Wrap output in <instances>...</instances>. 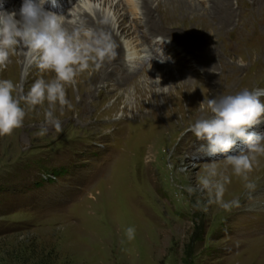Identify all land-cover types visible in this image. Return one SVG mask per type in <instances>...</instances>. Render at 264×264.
Here are the masks:
<instances>
[{
    "label": "rangeland",
    "instance_id": "obj_1",
    "mask_svg": "<svg viewBox=\"0 0 264 264\" xmlns=\"http://www.w3.org/2000/svg\"><path fill=\"white\" fill-rule=\"evenodd\" d=\"M104 13L114 19L112 8ZM158 25L166 37L153 40V34L144 41L145 28L137 25L131 36L139 34L146 44L165 39L175 53L159 46L158 58L151 55L145 64L146 50L142 59L120 53L110 62L113 72L124 74L123 63L133 69L119 85L78 82L102 67L80 74L66 90L72 107L57 105L54 113L62 131L48 125L47 134L38 136L48 105L29 111L21 102L23 126L0 137V264H264V201L250 203L262 195L264 182L246 189L224 155L207 157L201 149L206 142L187 131L211 115L208 99L264 90V31L259 28L261 36L251 39L228 32L233 24L225 32L218 24L200 28L180 18ZM120 39L121 45L127 41ZM160 49L169 57L164 63L175 69H164L150 84L134 83L163 59ZM168 96L179 97V104ZM257 134L264 136V128ZM241 151L247 146L238 142L228 155ZM258 160L251 182L264 172V156ZM212 164L230 177L224 196L240 200L232 212L221 213L199 188ZM189 187L196 191L189 193ZM129 226L136 229L132 241L125 237Z\"/></svg>",
    "mask_w": 264,
    "mask_h": 264
},
{
    "label": "clouds",
    "instance_id": "obj_2",
    "mask_svg": "<svg viewBox=\"0 0 264 264\" xmlns=\"http://www.w3.org/2000/svg\"><path fill=\"white\" fill-rule=\"evenodd\" d=\"M57 7V0H21L17 11H6L0 8V70L7 68L11 57L18 51L25 55L27 68L35 66L41 72L55 73L54 79L43 78L35 80L26 95H16L17 85L10 79H0V137L11 136L20 129L26 117V109L36 110L37 106L48 107L44 111V127L37 135L43 137L48 132V125L56 132L62 131L61 122L56 117L57 105L63 109L71 108V102L66 95V86L75 85L77 77L90 70L93 66L99 68L105 62L117 58L118 44L110 32L84 26L69 31L64 26L65 16L50 9ZM110 14L102 21L110 22ZM165 39H160L162 44ZM158 59L164 63L166 57L159 50ZM155 57H152L153 59ZM150 59V60H151ZM157 59V58H155ZM264 90L243 89L235 94L221 95L208 99L206 104L211 115L197 119L187 131L206 142L201 149L209 158L224 155L232 173L245 181L244 187L254 190L255 184L249 180V174L259 165L258 157L264 156V136L250 131L264 119ZM116 119L120 114H116ZM238 142L247 146V151L238 155H228ZM231 183L230 177L217 170L215 164L206 169V175L199 178V188L207 193L209 202H215L225 211H231L240 206V200L233 198L226 201L224 194L226 185ZM189 193L196 189L189 187ZM197 201L194 207H199ZM136 229L129 226L125 229L128 241L135 239Z\"/></svg>",
    "mask_w": 264,
    "mask_h": 264
},
{
    "label": "bare ground",
    "instance_id": "obj_3",
    "mask_svg": "<svg viewBox=\"0 0 264 264\" xmlns=\"http://www.w3.org/2000/svg\"><path fill=\"white\" fill-rule=\"evenodd\" d=\"M87 1L89 2L92 1L94 3L96 2V4L98 3L99 6L95 7L93 5L94 7L91 6L84 7L83 5L81 6L78 3L74 4L75 0H57L56 8H51V6L48 4L45 5V8L61 14L63 11L69 8L71 4H74L71 10H66L63 13V15L65 16L64 26L69 31H71L75 27H79L81 21L83 22L84 26L92 27L97 30L102 29L108 31L111 33L113 39L118 44V48H117L118 55L120 53L124 55V53H126L127 51L129 52L128 54L130 57L134 56V58L142 59V57L140 56L141 52H144V50H146L148 55L143 56L144 59L142 63L144 64L146 63L147 58L151 57V55L154 56L155 58H158L156 48L158 49L159 46H161L160 48H163V50L165 49L168 50L171 53V55L175 53L174 50H171L173 47L169 48L168 44L170 43L160 44L157 41L156 42L153 41L154 44H146L141 39L143 37L145 41L147 37L153 34H154L153 40L156 37H166L164 36V32L163 34L157 32V30L160 29L158 25V23L160 22L169 23L179 20L180 18V19L188 20L190 23H195L199 25L200 28H205L212 24H218L222 32L226 31V28L228 27L227 24H233L231 30L234 29V31L229 30L228 32L231 33L236 32L235 33L236 35L247 33L248 35L251 36L250 37L247 35L251 39L252 38L255 39L261 36L260 34H258L259 28L262 27V30L264 31V0H234L236 6L234 5L231 8L230 6L232 5L233 0H196V1L195 0H138L139 1L138 7L136 6L134 0H118L115 4L113 3V0H87ZM20 4H21V0H0V8H3L4 10L9 12L12 11L18 12ZM7 5H8L7 8L4 7ZM105 7L112 8L114 12V19L112 20L109 17L110 22L108 24L102 23L103 19L105 17H108V15H105L104 13ZM112 23H114V26ZM245 24H247L248 26H244ZM136 25L140 26L141 30L142 28H145V33H143L142 37L139 34L135 36H131L133 35V32L136 30ZM262 34H263L262 36H264V33ZM121 37L127 38V41L124 43L125 45L120 44ZM175 37L176 36H174V38ZM191 42L193 43V41ZM180 45H182L184 49L188 51L190 50V48L184 46L183 44H179V46ZM204 54L205 53L202 54L201 51H198V56ZM10 59H11V63L8 64L7 68L0 70V79L12 80L17 85L16 95L18 97H22L23 95H26L27 91L29 90L31 85L35 82V80L40 78H43L45 80H51L54 79L55 77V73L41 72L34 65L27 68V76L25 77L23 75L24 73L22 74L23 69H26L25 55L23 51H18L17 54L12 56ZM121 64L122 63L120 62L119 65L117 63L116 68H118V66L120 67ZM123 64L121 68L124 67L122 72L124 74H120L118 69H117L118 72L116 71L113 72L114 68L111 66L110 62H106L105 64H102L100 66L102 67L100 72L98 71L95 75H92L91 77L85 75L82 78H79L78 82L79 83L91 82L92 84V83L101 82L102 80L103 81L111 80L114 81L116 85L123 84L125 83V81H128L127 79L131 77L130 74L132 73V70L130 69H133L131 67H128L126 64L124 65ZM153 68H154L153 72L148 71L145 73L146 75L135 77L134 79H132V81L134 80L133 81L134 83H139V84L141 82L150 84L154 79L160 77V74H162V71L164 69L166 71H171L175 69V67H169L165 63H161L160 61L154 62ZM66 90H67V86H66ZM66 95L67 98H70L71 92L70 91L66 92ZM168 98L170 100L173 99L172 101H174V104L176 105L179 104L178 103L179 97L171 98L168 96ZM262 127L264 128V119H262V122L260 124L254 126L253 128L256 131V133H258V131L261 130ZM150 148L152 149L151 146ZM153 148L156 149L155 146ZM159 152H155L153 156L155 157ZM255 172L257 173V170ZM256 177L253 179V181L255 180L253 182L255 186L258 184H262V182H264L263 181L264 172H262L259 177L257 178ZM263 193H261L262 195L257 196L255 200H250V203H255L256 200H258L259 204L260 202H263L264 201ZM234 198H238V197L236 196ZM224 199L228 201V200H232L233 198H228V196L227 197L224 196ZM257 205L258 204H256V206ZM215 206L216 208H219V211H221V213H228L238 209L241 206V203L239 207H234L231 211H225L224 209L220 208L217 204H215Z\"/></svg>",
    "mask_w": 264,
    "mask_h": 264
}]
</instances>
